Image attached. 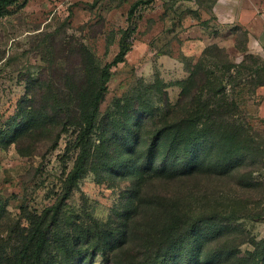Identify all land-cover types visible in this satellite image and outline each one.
I'll list each match as a JSON object with an SVG mask.
<instances>
[{
    "label": "rangeland",
    "instance_id": "rangeland-1",
    "mask_svg": "<svg viewBox=\"0 0 264 264\" xmlns=\"http://www.w3.org/2000/svg\"><path fill=\"white\" fill-rule=\"evenodd\" d=\"M148 1L20 0L0 18L4 264L6 252L12 254L31 234L37 218L65 200L85 103L124 38L130 50L112 68L85 170L62 204L59 227L50 229L47 257L52 263L63 260L58 247L67 239L75 254H91L94 242L82 228L98 222L118 231L123 242L108 263L98 252L85 264H150L148 242L157 247L152 235L172 215L218 216V235L206 237L209 264H232L229 255L232 262L243 258L264 239V94L259 93L264 51H250L243 29L236 32L233 49L204 47L199 33L189 32L191 21L199 19V11L184 10L189 0ZM218 81L224 93L216 98L232 112L216 123L226 129L245 126L251 143L236 129L214 132L193 175L168 171L159 177L138 169L153 134L190 118L199 101L212 102ZM220 109L212 103L208 111ZM134 131L142 144L131 156L122 135L134 141Z\"/></svg>",
    "mask_w": 264,
    "mask_h": 264
},
{
    "label": "trees",
    "instance_id": "trees-1",
    "mask_svg": "<svg viewBox=\"0 0 264 264\" xmlns=\"http://www.w3.org/2000/svg\"><path fill=\"white\" fill-rule=\"evenodd\" d=\"M20 0H0V18L4 16L10 7L16 5ZM153 0L146 2L152 3ZM142 2L136 3L129 13V18H132L134 10ZM240 30L239 28H237ZM237 30V31H238ZM129 33H125L128 36ZM130 48L126 42V38L121 41L119 54L114 61L106 65L100 73L99 85L91 94L90 98L85 103V109L82 113V124L79 135L76 139V149L79 155L75 166L69 177V186L66 188L63 203L70 198L72 187L80 180L86 163L89 158V150L91 141L96 130V118L100 111V107L105 100L108 90L107 82L111 78L113 67L123 63ZM223 82L218 81L213 84L212 94L214 100L208 105L199 104V110L190 118L179 120L172 125L164 126L158 129L149 141L146 147L144 156L145 161L138 169L144 171L149 169L154 175L159 177L171 171L173 174L193 175L202 167L201 152L205 146V140L215 132L217 135H225L227 132L236 129V132L244 138V141L251 143L249 130L245 126L232 125L230 129L221 127L216 122V119H224L230 115L232 109L221 99L216 97L224 93ZM263 86V85H261ZM203 97L201 95L199 98ZM226 99V98H225ZM200 100V99H199ZM217 105L221 109L219 111H208L209 106ZM225 122V121H224ZM193 128H192V127ZM192 128L189 132L188 129ZM224 132V134H222ZM135 140H131L128 134L122 135L124 139V150L129 155L136 156L138 148L142 144L141 140H137L139 134L133 132ZM188 137V138H187ZM193 138V142L191 141ZM214 149L216 146L211 145ZM62 202L55 205L53 208L46 210L42 216L37 218L31 234L24 238L18 248L12 253L6 252L5 264H85L91 256L95 257L99 252V256L103 257L105 263L109 262L110 253L123 242L121 234L115 229L101 225L98 222L94 223L93 227L82 228L89 241L94 242V248L91 254L79 252L75 254L73 242L68 239L59 242V255H65L63 260H58L52 263L47 257L51 247V227L57 229L60 225L59 213L62 210ZM6 208L0 203V221L4 218ZM222 222L218 216H199L191 218L184 215H172L167 220L161 230L152 235L155 236L154 241H158L155 248L153 244L148 242V258L150 264H209V258L206 254V237L217 236L218 227ZM145 235V234H144ZM149 235V234H147ZM151 235L148 237H152ZM128 237V231L125 232V238ZM76 241V240H75ZM77 239V244L79 243ZM254 250L248 252L247 256L233 260L232 256H228L232 264H264V239L253 243ZM5 249L0 250V259L5 255ZM217 260L220 258L215 257ZM0 264H4L0 260ZM88 264H91L88 261Z\"/></svg>",
    "mask_w": 264,
    "mask_h": 264
},
{
    "label": "crops",
    "instance_id": "crops-1",
    "mask_svg": "<svg viewBox=\"0 0 264 264\" xmlns=\"http://www.w3.org/2000/svg\"><path fill=\"white\" fill-rule=\"evenodd\" d=\"M188 3L184 10L199 11V19L191 21L189 32L197 31L204 47L219 44L233 49L239 28L248 33L253 54L264 51V0H201V5L189 0ZM259 93L264 94V85Z\"/></svg>",
    "mask_w": 264,
    "mask_h": 264
}]
</instances>
